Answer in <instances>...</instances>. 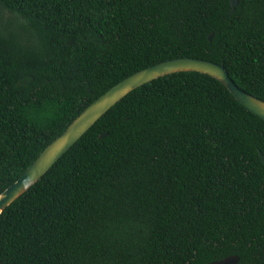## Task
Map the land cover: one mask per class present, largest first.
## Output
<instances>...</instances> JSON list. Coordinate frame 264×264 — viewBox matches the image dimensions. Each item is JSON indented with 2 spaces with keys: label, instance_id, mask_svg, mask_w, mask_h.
I'll use <instances>...</instances> for the list:
<instances>
[{
  "label": "trees",
  "instance_id": "16d2710c",
  "mask_svg": "<svg viewBox=\"0 0 264 264\" xmlns=\"http://www.w3.org/2000/svg\"><path fill=\"white\" fill-rule=\"evenodd\" d=\"M177 56L264 100V0H0V192L109 86ZM52 100L47 123L26 115ZM258 150L264 120L221 81L155 78L0 212V261L264 264Z\"/></svg>",
  "mask_w": 264,
  "mask_h": 264
},
{
  "label": "water",
  "instance_id": "95a60500",
  "mask_svg": "<svg viewBox=\"0 0 264 264\" xmlns=\"http://www.w3.org/2000/svg\"><path fill=\"white\" fill-rule=\"evenodd\" d=\"M229 3L230 12H233L238 0H229ZM212 34V32L208 34V40H211ZM179 71H197L218 79L243 106L264 120V100L240 88L222 64L191 56L161 60L138 69L112 84L76 115L66 128L41 150L21 175L0 192V212L33 185L99 117L127 93L155 78ZM105 134L106 132L100 134L99 138ZM258 154L264 166V154L260 150ZM238 260L237 254H229L204 264H236Z\"/></svg>",
  "mask_w": 264,
  "mask_h": 264
},
{
  "label": "clouds",
  "instance_id": "9594fccd",
  "mask_svg": "<svg viewBox=\"0 0 264 264\" xmlns=\"http://www.w3.org/2000/svg\"><path fill=\"white\" fill-rule=\"evenodd\" d=\"M57 107L55 100L45 101L43 109H29L26 115L38 125H43L54 117Z\"/></svg>",
  "mask_w": 264,
  "mask_h": 264
}]
</instances>
